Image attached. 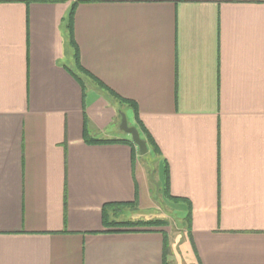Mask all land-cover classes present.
<instances>
[{
    "label": "crops",
    "instance_id": "crops-1",
    "mask_svg": "<svg viewBox=\"0 0 264 264\" xmlns=\"http://www.w3.org/2000/svg\"><path fill=\"white\" fill-rule=\"evenodd\" d=\"M0 264H264V0H0Z\"/></svg>",
    "mask_w": 264,
    "mask_h": 264
},
{
    "label": "trees",
    "instance_id": "trees-1",
    "mask_svg": "<svg viewBox=\"0 0 264 264\" xmlns=\"http://www.w3.org/2000/svg\"><path fill=\"white\" fill-rule=\"evenodd\" d=\"M73 17H74V8L70 14V27H71V32L73 35ZM73 39V36H72ZM75 43V42H74ZM77 57V63L78 67L81 71H85L78 58V53H76ZM93 78L94 82L100 85L103 89L106 90L108 95L112 97L115 101H118L120 104H131V101H128L127 99H124L114 93L110 88H108L104 83H102L100 80L95 78L94 76L91 75ZM133 109L135 111V116H136V122H137V129L140 132L141 138L146 141L148 148L153 151L154 153H160L159 147L154 140L153 136L150 134L148 129L145 127V125L139 120L138 118V111L136 105H133ZM121 115V114H120ZM86 142L90 144H110V143H127L130 144L131 146L136 147V145L132 142V140H101V139H87L86 137ZM167 176H168V171H167ZM172 200L179 201V198L173 197L168 195ZM133 203H114V204H108L105 205L103 208V223L104 227L108 228V230H117V231H106V232H126L127 230H133V229H140V228H147V227H166L168 222L166 220H122L118 221L117 219H112V215L115 210L119 209L120 207H128L132 206ZM134 205V204H133ZM120 210V209H119ZM187 228L190 227L191 225V210L189 211L188 216L185 219ZM166 252H169V247L168 244H166Z\"/></svg>",
    "mask_w": 264,
    "mask_h": 264
},
{
    "label": "rangeland",
    "instance_id": "rangeland-1",
    "mask_svg": "<svg viewBox=\"0 0 264 264\" xmlns=\"http://www.w3.org/2000/svg\"><path fill=\"white\" fill-rule=\"evenodd\" d=\"M151 154H147L145 155V160L146 162L149 164V166L152 165V161L154 159H152L150 157ZM144 157V156H143ZM157 163H154L152 166H153V169H156V165ZM152 170V169H151ZM156 177V176H155ZM157 177L156 179L154 180V182L152 183L153 185V193H154V197L156 198V203H157V209L156 210H152L149 212V214L147 215V217L149 218H153V219H156V220H166L168 222L167 226L165 227L166 231H168V233L170 234V237L171 239L173 240V244H175V251L177 252V254L179 256H182L181 252H183V249L181 248V243L177 244L176 245V239L179 238V235L181 232H183V236L185 235L184 233H186V228H187V225L185 224L186 222H181V220L178 219L176 213L172 212L170 210V208H168V205H169V200H165L167 202V204L162 200V198L164 197V194L162 192V187L163 185L161 183H159L157 181ZM161 189V191H160ZM148 213V212H147ZM174 213V214H173ZM130 216H132V213H124L123 216H121V218H129ZM146 216V215H145ZM145 216H142L140 215V217H145ZM138 217V215H137ZM138 217V218H140ZM120 218V217H119ZM180 222V224H179ZM186 236H184V239H185Z\"/></svg>",
    "mask_w": 264,
    "mask_h": 264
},
{
    "label": "water",
    "instance_id": "water-1",
    "mask_svg": "<svg viewBox=\"0 0 264 264\" xmlns=\"http://www.w3.org/2000/svg\"><path fill=\"white\" fill-rule=\"evenodd\" d=\"M121 114L120 130L131 136L132 142L137 146L139 154L145 156L149 153V148L145 140L141 138L140 132L134 126H130L127 115L123 112Z\"/></svg>",
    "mask_w": 264,
    "mask_h": 264
}]
</instances>
